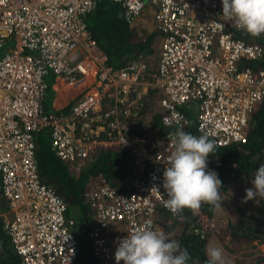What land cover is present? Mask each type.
I'll use <instances>...</instances> for the list:
<instances>
[{
  "label": "built area",
  "instance_id": "built-area-1",
  "mask_svg": "<svg viewBox=\"0 0 264 264\" xmlns=\"http://www.w3.org/2000/svg\"><path fill=\"white\" fill-rule=\"evenodd\" d=\"M111 1L127 23L151 11L160 38L155 68L139 58L117 67L106 62L87 24L96 0H0V48L11 41L0 51V215L19 264H77L74 221L37 171L40 132L66 162L98 148L127 154L130 190L101 183L82 191L92 210L91 254L96 264H116L121 239L143 229L166 235L162 213L182 217L184 210L164 206L163 172L174 149L161 131L184 128L192 105L199 135L216 145L244 142L249 114L264 95V66L250 64L263 46L224 21L222 0ZM48 76L78 84L65 104L43 103ZM151 88L162 127L152 137L139 127ZM208 170L215 171L209 156ZM190 213L204 234L208 214Z\"/></svg>",
  "mask_w": 264,
  "mask_h": 264
},
{
  "label": "trees",
  "instance_id": "trees-1",
  "mask_svg": "<svg viewBox=\"0 0 264 264\" xmlns=\"http://www.w3.org/2000/svg\"><path fill=\"white\" fill-rule=\"evenodd\" d=\"M111 2V1H110ZM113 3V2H112ZM115 4V3H114ZM119 7V6H118ZM116 6L110 5L108 0H96L94 10L87 16V24L91 34L96 40L103 53L106 55V62L113 67L123 65L127 60L136 58L138 54L148 50L149 42L153 40L152 33L149 32L144 38L136 37L133 34L134 28L124 21L122 13ZM252 40L258 41L263 46V54L258 60L251 61L252 65L264 66V34L253 37ZM159 130H162L159 128ZM158 130V131H159ZM185 132L197 136L195 128V118L189 114L188 124L183 128ZM176 131L172 129V132ZM161 132L168 133L170 129H164ZM36 161L39 177L47 181L55 178L56 183L51 184L64 201H66L65 215H69L70 207L77 209L76 222H85L87 205L84 202L82 191L85 187L94 188L99 184H108L118 190H130V175L128 172V156L121 148H98L85 160L88 163L76 174L70 172L68 163L80 165L83 160L75 162H66L59 159L50 150L45 131L40 132L36 137ZM264 95L259 103L249 114L246 127V140L244 142H230L226 145H216L215 154H209V161L214 166L215 172L222 181V188L225 191L226 182L231 179L239 184L248 185L254 179L256 170L264 164ZM50 184V183H49ZM259 203L264 206V198L257 197ZM83 200V201H82ZM84 202V203H83ZM206 205V206H205ZM4 205L0 203V210ZM201 209L207 214H212V206L202 203ZM242 213V209L239 210ZM257 210H252L246 221H237L238 224L234 231L240 230L241 234L247 237L259 235L264 237L259 228H263L262 218ZM165 217L161 216V221L165 229H176L168 232L172 240H176L182 249H187L191 259L188 264H205L207 256L203 250L205 235L197 230L199 226L195 221L190 210L184 209L180 220L164 222ZM77 225V224H76ZM232 225H230V228ZM82 231V232H81ZM232 230V233H234ZM258 234H257V233ZM76 242L79 250L76 256L77 264H96L91 254L90 238L87 232L82 228L79 231L74 230ZM264 258L252 257L246 264H260ZM0 264H19V256L15 253L11 243L5 234L0 217ZM241 264V262L239 263Z\"/></svg>",
  "mask_w": 264,
  "mask_h": 264
},
{
  "label": "clouds",
  "instance_id": "clouds-1",
  "mask_svg": "<svg viewBox=\"0 0 264 264\" xmlns=\"http://www.w3.org/2000/svg\"><path fill=\"white\" fill-rule=\"evenodd\" d=\"M222 18L253 37L260 36L264 34V0H222ZM168 139L174 150L163 172L162 187L167 194L165 208L173 214L184 209L196 214L202 203L213 209L220 208L222 181L215 171L208 170V156L216 152L215 141L208 135L196 136L180 128L169 132ZM251 183L253 187L245 189L242 203L264 198V164L256 170ZM153 189L158 191L157 187ZM205 252V264H230L222 247L208 245ZM190 259L189 252L182 249L178 241L170 239L163 231L150 229L127 235L119 241L115 252L116 264L120 261L124 264H188Z\"/></svg>",
  "mask_w": 264,
  "mask_h": 264
},
{
  "label": "crops",
  "instance_id": "crops-1",
  "mask_svg": "<svg viewBox=\"0 0 264 264\" xmlns=\"http://www.w3.org/2000/svg\"><path fill=\"white\" fill-rule=\"evenodd\" d=\"M108 1L110 5L118 7L117 4L112 3L111 0H108ZM118 9L120 13V8L118 7ZM141 13L142 12H140L138 16L131 23H128L129 26L134 28L133 31H135L137 34L135 36L144 38L145 35L149 33L150 29L152 28L154 32L156 33V35L158 36V40L160 41L159 34L157 33L153 25V19H152V27L146 28L143 22V17L140 16ZM149 14L151 15V11H149ZM143 27H145L147 30H145ZM159 44L157 46L153 40L150 41L148 45L149 51L146 50L144 52H141L140 54H138L136 58H139L145 61L150 68L152 69L155 68L157 57H158V52H159V46H160ZM52 79L56 80L53 77ZM68 86L73 87V90H77L78 84L71 86V85H67L63 83L62 87H60L62 93L61 94L57 93L58 96H54L53 98H51L50 103L53 102L56 107L62 105L65 102V100L68 99L72 94L71 93L68 96L64 95L65 91L63 92V90L66 89ZM146 94L148 95L147 96L148 101H146V107L144 109V112L140 115L139 127L144 133H146V135L151 134L150 137H152L154 136V134L160 131L159 128L162 129L161 124L157 120L160 107L157 103V98H156L157 93L155 92L154 89L151 88L147 90ZM182 109L188 111V109L185 108L184 106H182ZM181 129L183 130V128ZM196 134L197 136H200L198 133ZM247 182H248L247 183L248 185L239 184L240 182H237V181L234 182L231 179H229L226 182L225 191L220 190V195L223 198L221 207L213 209L212 211L213 213L208 214L209 216L207 220L208 226H207V229L204 231L205 242H204L203 249L205 250L206 246L208 245L222 247L225 251L226 258L230 261V264H239L240 262L241 264H246V262L249 261V259L254 256L259 257V258H264V237L255 235L254 237L251 238V237L242 235L239 229L234 231V228H236L238 224L237 221L239 220H242V222L244 223L253 222V220H248V221L246 220L248 217L252 219V217L249 216L252 209H255L256 205L261 204L259 203L258 198L252 201L248 200L247 203H242V200L246 196L245 189L253 187L251 182L249 181ZM0 203L3 204L2 200H0ZM87 209H88L87 213L85 214V222L78 224L76 222V219L78 217H76V214L74 213V209L70 207L69 215H65V216L71 217L74 221L71 227V229H73L72 231L74 230L79 231V229L82 228V230L86 232V227L89 221L91 220V213H92V210H90L88 205H87ZM240 209H242V213L239 212ZM260 211H263V214H264V207L258 208V213ZM162 214L165 218L169 219L170 222L175 220L172 216H170L169 214L165 212H163ZM262 222L264 224V218H262ZM230 225H232L231 228H230ZM232 230L234 231V233H232ZM259 231L262 232V235L264 236V227L263 228L260 227ZM244 242L246 243L247 246L240 247ZM260 264H264V259L260 262Z\"/></svg>",
  "mask_w": 264,
  "mask_h": 264
},
{
  "label": "rangeland",
  "instance_id": "rangeland-1",
  "mask_svg": "<svg viewBox=\"0 0 264 264\" xmlns=\"http://www.w3.org/2000/svg\"><path fill=\"white\" fill-rule=\"evenodd\" d=\"M141 15L140 16H142L143 17V22H144V24H145V27L147 28V27H149V28H151L152 27V17H151V15L149 14V10L148 9H143V10H141ZM145 27H143L145 30H147ZM137 30H138V28H137ZM150 32L152 33V38H153V41L156 43V45L158 46V44H159V40H158V36L156 35V33L154 32V30L151 28L150 29ZM133 34L134 35H137L136 34V32L135 31H133ZM250 35V34H249ZM11 44V41H7V42H5L4 44H3V46L0 48V51H4L9 45ZM46 81H47V84H48V87L46 88V90H45V94H44V98H43V103L44 104H51L50 103V100H51V98H53L54 96H58V94L57 93H59V94H61L62 93V91H61V89H60V87H62V85H63V83H61V82H59V80H53L52 79V77H47V79H46ZM69 87V86H68ZM66 88V89H64L63 90V92L65 91V96H68V95H70L72 92H73V87H69V88ZM59 91V92H58ZM65 102H66V100H65ZM65 104V103H64ZM190 108H191V112H192V114L194 115L195 113H196V109L191 105L190 106ZM264 158V157H263ZM88 161L89 160H84L83 161V163L82 164H80V165H72V164H70V163H68V166H69V169H70V172L72 173V174H76L77 172H79V171H83V170H81V168H83L87 163H88ZM250 201H252V200H250ZM261 207H264L262 204H259V205H256V207H255V209H252V210H257V214L258 215H264L263 214V211H260L259 213H258V208H261ZM77 212L78 213V211H77V209H75L74 210V212ZM264 218V217H263ZM242 246H244V247H246L247 245H246V243L244 242L240 247H242ZM204 250V249H203ZM204 252H205V250H204ZM205 254H206V252H205Z\"/></svg>",
  "mask_w": 264,
  "mask_h": 264
},
{
  "label": "water",
  "instance_id": "water-1",
  "mask_svg": "<svg viewBox=\"0 0 264 264\" xmlns=\"http://www.w3.org/2000/svg\"><path fill=\"white\" fill-rule=\"evenodd\" d=\"M47 183H50V184H55L56 183V179L54 178H51V179H48L47 181H46ZM73 230V229H72Z\"/></svg>",
  "mask_w": 264,
  "mask_h": 264
},
{
  "label": "flooded vegetation",
  "instance_id": "flooded-vegetation-1",
  "mask_svg": "<svg viewBox=\"0 0 264 264\" xmlns=\"http://www.w3.org/2000/svg\"><path fill=\"white\" fill-rule=\"evenodd\" d=\"M173 231H175V233H177V231H176V229L175 228H173L172 230H167L166 231V236H168L169 234H168V232H171V234H173ZM169 237V236H168Z\"/></svg>",
  "mask_w": 264,
  "mask_h": 264
},
{
  "label": "bare ground",
  "instance_id": "bare-ground-1",
  "mask_svg": "<svg viewBox=\"0 0 264 264\" xmlns=\"http://www.w3.org/2000/svg\"><path fill=\"white\" fill-rule=\"evenodd\" d=\"M146 68L149 69L150 67H149L148 65H146ZM115 233H116V232H115ZM108 234H111V233H108ZM112 235H113V234H112ZM108 236H111V235H108ZM89 238H90V237H89Z\"/></svg>",
  "mask_w": 264,
  "mask_h": 264
}]
</instances>
